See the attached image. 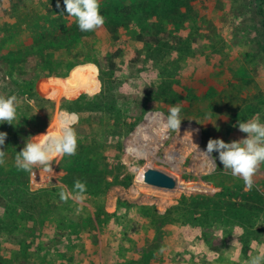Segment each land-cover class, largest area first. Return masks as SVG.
I'll use <instances>...</instances> for the list:
<instances>
[{"label": "rangeland", "instance_id": "obj_1", "mask_svg": "<svg viewBox=\"0 0 264 264\" xmlns=\"http://www.w3.org/2000/svg\"><path fill=\"white\" fill-rule=\"evenodd\" d=\"M81 32L63 0H0V95L18 118L0 165V264H244L264 252V164L243 179L199 150L264 123V29L254 0H99ZM60 7H57V4ZM181 108L180 131L162 125ZM75 120L77 153L19 170L36 136ZM151 167L173 190L143 181ZM86 183L82 203L62 188Z\"/></svg>", "mask_w": 264, "mask_h": 264}, {"label": "clouds", "instance_id": "obj_2", "mask_svg": "<svg viewBox=\"0 0 264 264\" xmlns=\"http://www.w3.org/2000/svg\"><path fill=\"white\" fill-rule=\"evenodd\" d=\"M64 11L74 17L81 32H93L105 24V18L100 12L99 0H63ZM60 7V4H57ZM18 99L15 95L5 97L0 95V124L17 125L14 121L18 118ZM181 108L173 106L163 122L164 130L180 131L182 120ZM75 120L61 117L59 133L48 132L36 136L35 141L27 140L25 147L17 152L15 166L19 170L32 172L34 169H43L46 172L53 170L54 158L73 156L78 149V136L73 127ZM240 131L247 133V137L230 143L223 139H209L206 150H199L203 157L216 165L213 152L219 153V161L224 170H230L231 175L243 179L246 189L254 185V176L264 164V123L258 117H253L247 122H239ZM6 132H0V165L5 164L6 151L4 150L7 139ZM86 193V183L77 179L74 190L62 188L59 192L61 201L72 199L82 203ZM244 264H264V252L250 256Z\"/></svg>", "mask_w": 264, "mask_h": 264}, {"label": "water", "instance_id": "obj_3", "mask_svg": "<svg viewBox=\"0 0 264 264\" xmlns=\"http://www.w3.org/2000/svg\"><path fill=\"white\" fill-rule=\"evenodd\" d=\"M143 181L150 186L166 190H173L178 184L176 177L172 173L156 167L148 168L144 172Z\"/></svg>", "mask_w": 264, "mask_h": 264}, {"label": "trees", "instance_id": "obj_4", "mask_svg": "<svg viewBox=\"0 0 264 264\" xmlns=\"http://www.w3.org/2000/svg\"><path fill=\"white\" fill-rule=\"evenodd\" d=\"M256 4V15L259 19L260 25L264 29V0H254Z\"/></svg>", "mask_w": 264, "mask_h": 264}]
</instances>
